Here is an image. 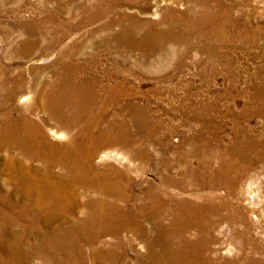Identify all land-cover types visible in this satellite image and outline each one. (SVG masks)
<instances>
[{
	"label": "bare ground",
	"instance_id": "6f19581e",
	"mask_svg": "<svg viewBox=\"0 0 264 264\" xmlns=\"http://www.w3.org/2000/svg\"><path fill=\"white\" fill-rule=\"evenodd\" d=\"M55 1L42 20H15L4 28L0 20V31L8 39L16 38L11 46L17 56L30 59L44 42L43 50L55 49L58 56L52 64L57 76L38 80L36 74L27 87L20 66L0 61V170L8 174L4 182L14 188L5 196L0 192V197L10 202L18 198L20 206L13 211L21 218L17 222L0 216V264H33L34 257L39 264H264V199L255 202L257 190L248 185L252 188L245 190L247 198L237 204L188 190L197 185L214 191L218 184L236 196L252 171L264 173V71L253 99L258 105L237 116H260V138L235 131L225 147L229 157L226 151L219 153L218 167L212 169L214 155L208 157L203 146L192 144L198 166L181 169L178 178L170 174L169 161L162 159L157 167L161 182L136 187L130 168L110 161L153 160L137 145L130 125L133 121L136 132L148 130L142 110L129 103L127 122L107 109L121 98L138 66H146L151 57L163 61L166 56H177V65H182L196 50L208 58L203 73L219 72V58L226 56L230 62L224 74L230 76V50L238 43L257 42L260 35L264 38V30L246 34L250 25L244 19L243 0H157L168 5L158 20L143 19L153 16L149 0H90L78 3L80 21L62 19L72 14L74 1ZM182 1L189 5L178 11L175 5ZM18 10L16 5L8 11ZM153 13L157 15L158 8ZM98 22L88 32L92 37L100 34L97 46L109 54L104 68L101 53L83 56L75 41L61 45L69 31ZM119 49L138 51L142 57L133 63L129 57L122 61L114 55ZM202 108L198 115L205 119L209 107ZM213 127L208 123L202 134L217 133ZM119 149H128L127 155ZM223 228L231 232L226 245L220 237ZM29 236L32 245L26 241Z\"/></svg>",
	"mask_w": 264,
	"mask_h": 264
},
{
	"label": "rangeland",
	"instance_id": "374dc122",
	"mask_svg": "<svg viewBox=\"0 0 264 264\" xmlns=\"http://www.w3.org/2000/svg\"><path fill=\"white\" fill-rule=\"evenodd\" d=\"M5 1L6 2L2 3V0H0V20L2 28H4V26H11V23L15 20H42L56 3L55 0ZM65 1H74L76 4L72 7V14L64 16L62 19L68 21V19L70 20L72 18V20L76 19L77 21H80L82 13L77 9H81V3H84L85 1L89 2L90 0H82V2L81 0ZM226 1L231 3L237 0ZM19 2L20 4H18ZM158 3L161 4L162 2L157 0L148 1V12L152 13L153 16L143 17V19L158 20L162 17L163 8L168 5L162 3L163 5L161 7L155 6V4ZM241 3V7L244 11V19L250 25V30L247 29L246 34L250 36L261 34L262 30H264V0H243ZM16 5L20 8L16 14L8 11L10 7L14 8ZM188 5L189 3L186 1H182L180 4L175 5V7L178 11H183V8H187ZM70 6L71 5L69 4V7ZM156 8H158V13L157 15H154L153 12ZM233 12H237V7L233 9ZM98 23L92 24L93 26H83L78 30H74V32L69 31L67 38L61 45L72 44V42L75 41L80 43L82 48L81 53L82 55L84 54L83 56L92 52L101 53L105 62V66L102 65L101 67L104 68L108 65L104 58L109 54L103 47L97 46L100 34H97V37L95 35L92 37L89 33L100 25V23ZM0 38L4 41L0 42V61L11 62L15 63L14 66H20L26 80V87L30 85L31 80L34 81L36 74L38 80L47 77L55 78L57 76L56 73H54V66H52L54 61H57L58 59L56 50L53 49L49 52L44 51L43 46H45V42L41 45V51L28 59L17 56L12 52L11 40L16 38L8 39L6 33L2 31H0ZM24 38H26L25 35L20 38L18 43ZM196 42L197 40L195 39L194 43ZM237 45V49L233 48L229 52L232 56L231 68H229L232 73L230 76L224 74V71L226 70L225 64H229L230 62L226 59V56L219 58L221 64L218 69L219 72L212 73L207 69V71L203 73L202 70H204L206 64H208V58L205 54L199 53L196 50H192V52L185 57L184 64L182 65H177V56H166L163 61L151 57L150 60L147 61L148 63H146V66H138L135 74L129 75L131 84L124 88L118 102L111 104L107 108L108 113L114 112L118 114L120 118H125V121L131 122V118H129L130 116L128 115L130 114L129 103H132L133 106H137L142 110V114L144 113L143 118H147V126L149 124L150 128L148 127L147 131L136 132L133 121L130 125L133 133L136 134L138 140L137 145L144 146L146 151L152 155L153 160L144 161L137 158H131L128 162L127 160L125 162L122 160L119 162L116 160L110 161L120 167L128 166L136 187L137 185L146 187L147 183L151 181L157 183L161 182V175L158 173L157 167L162 166V164H160L162 159L169 161L170 174L172 176H177L178 178H180L179 171L181 169L187 168L188 166H198L199 156L191 152L194 148L193 145L199 144V147L203 146L202 148H204L208 157H213L212 155H214L212 162L213 169L216 168L217 165H220V155L218 154L221 152L224 153L227 150L226 145H228L230 140L233 139L236 133L235 131H238V133L248 131L249 133H253L256 138H260V125H263L260 116L241 118L237 116H239V113L242 112L243 109L251 112V110L258 105L253 99L256 93V86H260V72L264 71V38L260 35L257 42H248L245 46H240L239 43ZM175 48H177V46ZM224 53H227L226 50L223 54ZM114 55L119 56L118 58L122 61L129 57L127 61H131L132 63L139 61L140 57H142L138 51L128 53L124 49H119ZM199 61L201 63H199ZM14 72L16 74L18 71L15 70ZM100 75L103 77V73ZM23 93H26V90H23ZM203 106L209 107L206 109L208 117L205 119H201L198 115L204 112L202 108ZM208 123L212 126L214 125L213 132L217 133L213 134L211 132L208 134H202V131ZM202 137L205 138L204 141H200ZM145 138L146 140H144ZM206 139L208 140L206 141ZM143 140L145 141L144 143ZM227 140H229V142ZM203 142H209L210 147L209 145H203ZM142 143L143 145H141ZM219 149L221 151H219ZM127 150L128 149H119V152L121 154L124 152L123 156H125V154L127 155ZM229 154L230 153L227 151L224 153V155L228 157ZM7 177L8 174L6 171L0 170V192L1 195L4 194V196L5 194L8 195L9 192L11 193L14 189L12 184L4 182ZM248 185L258 191V195L254 197L255 202H260V200L264 199V173H261V171H252V175L247 178L242 187L243 189H240L238 192L239 195H236L237 197L230 195L229 191L225 188L226 186L218 184L214 189L215 192L210 188L203 191L197 185L190 186L188 190L190 192H201L207 195L212 194L217 200L227 198L226 200L234 201V203L237 204L238 200L247 198L245 190L250 187ZM253 185L256 186V188ZM216 188L218 190H216ZM13 200L11 203L0 197V216L5 217L4 219L7 218L8 221L13 220L18 222L21 220L20 216H18L19 213L13 210L20 205L18 198L13 197ZM132 202L133 201H130L129 203ZM16 203L17 205H15ZM2 211L6 212V216L5 212L3 213ZM14 227L17 229V226L12 225L13 229ZM2 234L3 232L1 231L0 237ZM123 234L127 236V234L131 235L132 233L124 232ZM230 235L231 232L227 231L226 228H223L220 237L224 245L227 244ZM253 235L260 239L258 234L255 233ZM26 241H28L27 243L29 245H32L34 242L31 236H29ZM88 248V246H84L86 252H90V249ZM138 250L143 251V248L138 247ZM223 252L224 254L222 255L224 256L228 254L226 249H223ZM132 256L131 250H128V258H131ZM35 260H37V263ZM33 261V264H39V260L36 257H34ZM88 262L89 264H92L91 261Z\"/></svg>",
	"mask_w": 264,
	"mask_h": 264
}]
</instances>
